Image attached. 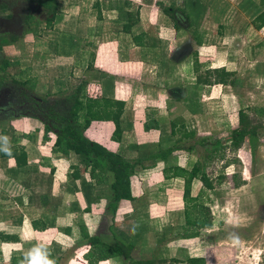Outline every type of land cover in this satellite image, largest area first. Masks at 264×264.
<instances>
[{
  "label": "rangeland",
  "instance_id": "374dc122",
  "mask_svg": "<svg viewBox=\"0 0 264 264\" xmlns=\"http://www.w3.org/2000/svg\"><path fill=\"white\" fill-rule=\"evenodd\" d=\"M30 1L38 13L28 18V28L23 34L9 35L13 41L6 44L5 54L9 62L6 75L21 82L30 80L31 86L35 83V94L45 99L49 98L50 94L59 93L54 89L55 84L51 85L52 79L46 70L47 66L56 63L55 60L46 61L49 57L48 45L63 31L64 23L59 20L66 14L70 27L74 17L79 16V12H85L87 3H81L82 10L80 7L65 5L69 0H58L57 17L53 21V27H50L48 18L53 15L48 11L43 15L40 8L41 2L44 4L48 0ZM162 1L168 6L185 8L192 22L196 20V24L188 27L180 25L178 29L176 20L164 12L160 4ZM234 1L204 0L208 7L204 10L202 6L198 11L195 6L189 7L190 9L186 6L189 0H146L140 6L131 4L134 12L139 7V15L143 14V22L140 21L138 29L150 30L155 40L159 41V46L146 56V61L137 64L138 66L131 64L126 72L133 95L131 109L135 115L131 125L125 120L123 130L125 128V131L129 132L130 145H135L139 140L158 138V132H144L145 123L158 118L170 132L171 120L174 119L179 128L181 123H184L187 130L195 131V136L181 138V142L185 141L187 146L201 138H206L213 144L216 140H223V158L215 154L207 160L206 165L208 174L214 179L215 187L206 190L198 179L194 180L192 185V194L202 193L203 201L209 204L213 227L203 230L202 234L195 238L183 237L186 232L183 227L184 183L175 178H164L162 172L157 171L162 167V163L154 167L155 171H144L134 177L136 199L123 201L114 218L105 213L110 192L105 184H95V196L103 200L92 204V211L84 214L82 206L88 205V201L78 185L81 180L73 179L71 175L78 168L80 175L90 178L89 170L79 164L76 154L73 158L54 152V135L50 134L48 139H44L46 130L36 117H20L0 122V151L19 146L24 147L28 155V164L18 168L12 156L4 157L0 152V232H16L22 239L21 243L0 241V264H12L11 253L12 256H19L24 249L33 250V240L39 242V257L35 260L34 256L20 255L27 258V264H48V256H60L59 264H86L81 259L86 248L73 250V246L82 239L79 227L81 223L86 224L91 234L101 232L107 235L109 241L114 240L109 226L117 229L130 224V229L137 228L139 232L135 236L137 247L133 254L134 259H185L188 256H202L206 258L205 264H264V127H260L256 154L252 153L247 142L235 150L230 146V141H227L231 130L239 124V112L242 108L254 122L264 125V113L259 112H264V27L262 30L255 29L253 17L244 15L238 8L239 5H230ZM248 1L250 2L243 0V3ZM95 12H91L93 17H89L87 10L85 18L87 24L97 28L101 20ZM105 16L108 18L110 13L106 11ZM180 21L182 25L186 24L183 20ZM118 27L121 29L120 25ZM197 27L204 33V44L200 46L192 38ZM103 40L104 47L99 46V52L103 55L104 64L110 66L111 43L107 38H97L95 43H102ZM43 42L44 45H39ZM186 42L193 45L191 54L173 58L175 50ZM77 43H80L79 40ZM75 46L65 43L62 49L77 50ZM195 51H198L202 63L200 73L205 74L208 68L224 67L233 72L229 82L206 84L196 88L197 73L193 67ZM161 54L170 64L169 74L164 73L165 67L161 69L155 64L160 60ZM158 69H161V76L157 72ZM69 70H65L66 76L74 84L80 82L84 76L92 75L91 71L86 72L84 75H78L77 79L75 74L71 76ZM91 84V90H101L100 85ZM176 88L182 91L177 93ZM138 95L142 99L137 101ZM190 96H196L197 101H187ZM92 128H89L88 135L93 139L95 131ZM179 128L175 139L181 137L182 131ZM101 143L107 146L106 142ZM110 149L117 151L114 147ZM204 155L206 148L198 146L188 155L183 153L179 156L178 164L190 169ZM221 174L225 177L219 182ZM74 192H79L82 206L77 199L80 210L70 215L71 220L61 221L59 216L62 213L53 214L52 207L60 205V210L65 208L70 211L72 200L69 196ZM79 214H82V217H79ZM45 216L51 218L49 222H53L57 227L45 232H29V228L34 227L33 223ZM73 223L79 224L75 227ZM71 225V235H64L61 230ZM26 238L30 240L27 241ZM32 261L36 262L29 263ZM129 263L122 257H114L106 264Z\"/></svg>",
  "mask_w": 264,
  "mask_h": 264
},
{
  "label": "trees",
  "instance_id": "16d2710c",
  "mask_svg": "<svg viewBox=\"0 0 264 264\" xmlns=\"http://www.w3.org/2000/svg\"><path fill=\"white\" fill-rule=\"evenodd\" d=\"M47 1V0H46ZM45 2V1H44ZM41 4L51 12L52 17L48 18V24L53 25V21L56 19V12L58 7L57 0H48L46 3ZM164 12L173 17V11L179 9L185 13L191 22V26L196 24L192 22L189 14L185 8H175L174 6H168L163 2H160ZM189 7L195 6L197 11L204 10L208 7L205 5L204 0H189ZM190 9V8H189ZM192 10L194 8H191ZM196 9H194L196 11ZM132 17V12H130ZM198 17V16H197ZM100 18V15L98 16ZM254 26L256 29L261 30L264 27V11L258 13L254 18ZM132 25V21L127 23V27ZM176 27L180 29V25L176 22ZM193 41L197 45L204 44V33L200 32L199 27L196 28L192 35ZM135 42L140 45H145L151 48H157L159 46L156 38L152 34L143 40L141 36H135ZM160 40V39H159ZM145 43V44H143ZM162 55V54H161ZM193 67L197 73V81L195 87L203 86L212 83L227 84L229 78L233 72L227 70L224 67L220 68H208L205 74L200 73L202 63L199 59L198 51H195ZM9 64V62H8ZM7 64V65H8ZM158 65L161 69L164 67V73H170V64L167 63V59L164 55L161 56L158 61ZM103 79V90H91V82L89 80H81L78 83H72L70 80H66L62 83V87L58 89V94L51 95L49 98H43L45 104L43 108L44 119H37L43 123L46 130L45 138L48 139L50 134L54 135L53 151L62 153L65 155L76 154L79 158L80 165H83L85 169L89 170L90 178H86L79 174L77 169L72 173L73 179H80L81 189L84 191L86 199L88 201L87 211H90L91 205L98 203L100 198L95 196L94 190L97 185H108L109 194L108 202L105 207V213L111 215L113 218L117 215L121 203L123 201H135V195L133 193V177L140 168L155 167L159 161L164 162L165 166L162 169L164 178L181 177L184 180V192L183 200L185 202V224L183 227L184 238H195L200 236L203 230H207L213 227V216L211 208L207 202L203 201V195H193L192 185L195 179H199L204 189H213L215 187L214 179L210 177L206 170L207 160L218 154L219 157L224 156L225 145L223 140H216L213 144L206 138L198 139L196 143L186 145V142L181 138H189L195 136V131L187 130L184 123H181V127H178V122L173 120L171 122L172 128L169 132L164 125L160 124L158 119L150 120L145 123L146 130L160 129L162 134L159 141V148L157 151L147 152L139 157L132 158L120 150H111L105 144L92 139L88 135V130L94 121H113L115 124V130L112 134V139L120 141L123 134V125L121 123L122 115L125 111L126 102L124 100L115 99L110 95L114 89V80L111 77L105 76ZM26 82H30L27 80ZM35 83L32 84L34 89ZM92 85V84H91ZM96 92V93H95ZM197 101L196 96H190L187 101ZM260 113H264L263 110H259ZM260 127L264 125L260 122H254L248 115L244 108L239 112V124L233 128L229 134L228 140L232 149L240 148L244 143H248L250 150L253 154H256V149L259 143ZM180 129L181 137L174 138ZM171 142V145L169 143ZM211 145H213L211 147ZM198 146L206 148V155L199 159L189 169L178 164L179 156L183 153L188 155L191 150ZM19 147V146H18ZM6 148L1 150V155L4 157H13L15 159L18 168H23L28 164V155L24 147L19 148ZM229 163V162H228ZM224 175L221 174L219 182L224 179ZM41 222L35 221L33 223L35 228L42 227L46 229L47 223L43 221L42 226H39ZM130 225V224H129ZM123 226L120 228L110 227V232L113 233L114 240L109 241L107 235H103L101 232L90 233L85 223L79 225L81 230L82 239L79 240L73 250L79 248H86L82 254V262L86 264H106L107 261L114 257H122L128 260L129 264H205L206 258L202 256H188L185 259L177 257H147L134 259L133 254L137 247L136 234L137 228H131L130 226ZM70 232V229L67 230ZM18 238L10 234L0 232V241H16ZM37 254L34 259L38 258ZM79 259L80 257L77 256ZM27 258L21 256H12V264H20ZM48 260L59 264L61 260L60 256L47 257Z\"/></svg>",
  "mask_w": 264,
  "mask_h": 264
},
{
  "label": "crops",
  "instance_id": "0c3cea01",
  "mask_svg": "<svg viewBox=\"0 0 264 264\" xmlns=\"http://www.w3.org/2000/svg\"><path fill=\"white\" fill-rule=\"evenodd\" d=\"M145 1L135 0V2H131L130 0H69L68 4L65 3V5L72 6L73 8L80 7L82 10H83V7H81V3H87V8H85V12L88 10L90 13L89 17H93V14H91V12L94 13L96 10L95 13L97 14V17L100 15L99 20L101 21L98 22L97 28L91 24H87L86 22L87 19L85 18V12H79V16L74 17L73 19L74 21L72 22L70 27L68 26V22H67L68 18L66 14H65V17H63V19L61 18L62 19L61 21L59 20V22L64 23V28H63V31L58 36H56L50 41L48 45L49 49H47V51L49 52V57L46 59L47 62L51 60L56 61V63L50 64L49 66H47L48 63L46 62L47 63L46 65L47 73L52 79L51 85L55 84L54 89L56 88V90L58 91V89L62 87V83L66 80H69V78L66 76V73H65L66 69H70L69 72L71 76L72 74L73 75L75 74L77 79H78L77 77L78 75L80 74L84 75V73L91 71L92 75L90 77L84 76L82 80L85 79V80H89L91 83L98 84V86L99 85L101 86L102 90H103V81H104L103 79L106 78L105 76L111 77L114 80L115 85L110 95H112L115 99L124 100L126 102L125 111L121 118V123L122 125H124L125 120H127L128 121L127 123L131 125L133 123V117H134L133 115L135 114L133 112V109H131L130 102L133 101V98H132L133 95L131 94V90H130L131 88L129 87L130 82L128 81V76L126 75V72L128 71V68L131 64H133L134 66L137 64H141V62L146 61V56L148 54L150 55V52H153L156 50V48L154 49L151 47H147L145 45H140L139 43L135 42V39H134L135 36H141L143 37V40L146 41V38L152 34L150 30H139L138 29L140 25V21L142 20L143 14L139 15V7L138 9H136L135 12L133 8L131 7L134 4L135 5L137 4L140 6V4H144ZM155 1H161V0H155ZM230 5H237V6L239 5L238 8L241 10V12L244 15L247 14L250 17H253V19L258 15V13L264 11V0H250V2L248 1L246 3H243V0H235L233 4H230ZM247 5H250V7H246ZM106 11L107 13H110V16L108 18L105 16ZM130 12H132V17L130 16L131 14ZM129 21H132V25L130 27H127V23ZM119 25L121 29L118 27ZM50 27H53V25ZM97 38H104V39L107 38L108 42L111 43L110 45L111 47L110 48V51H111L110 52V61H111L110 66L109 65L107 66V64H104L103 55H101V52H99L100 50L99 46L104 47L105 40H103L102 43L101 42L95 43V40ZM77 40H79L80 42L79 44L77 43ZM65 43L70 44L71 46L76 45L75 47L77 48V50L76 49L73 51L63 50L62 46ZM39 45H44V42L43 44H39ZM100 62H103V64ZM155 64L158 65V63H155ZM160 70L161 69L157 70L159 74H160ZM36 71L37 70H35V72ZM70 82L72 81L70 80ZM141 99L142 97L138 95L137 101ZM155 119H158V118H155ZM173 120L174 119H172L171 122ZM159 121L161 124L162 120H159ZM101 127H104V128H101ZM91 128L94 129L95 131V134H93L94 140H97L103 143L106 142L108 147L110 148L114 147V149L116 148V150H120L122 153L132 158L139 157L142 154H145L147 152L157 151L159 148V141H160L161 133H162L160 129L153 128V129L146 130L144 128V132H156V133L158 132L159 133L158 138H154V139L144 138L145 140L143 141L139 140L137 144L130 145V140L128 139L129 132H126L125 128L123 130V134H122L120 141L112 139V134L115 130V124L113 121H94L90 129ZM90 129H89V133H90ZM73 155L74 154H69V156H72L73 158H75L76 155L74 156ZM160 163H162V167L158 170L156 169L158 172H162V169L165 166L164 162L159 161L157 165L155 166V168L158 167ZM155 168L154 167L149 168V169L140 168L135 174V176H137V174L141 172L148 171V170L153 172L155 171L154 170ZM134 177H133V180H134ZM173 178H175V180L179 182L184 183V180L181 177H172V179ZM182 183L179 184L181 185V187H182ZM78 185L81 186V184H78ZM96 190H97V187L95 188L94 193ZM133 193L134 195H136L134 192V182H133ZM71 194H72L71 195L72 197L69 196V199L72 200L71 202L72 209H70V211L65 208H61L62 210H60V207H61L60 205H54L52 207L53 214H56V213L59 214L60 212L62 213L61 216H59L61 221H64V220L66 221L67 219L71 220L70 215L73 212L80 210V208L78 207L79 204L82 206L81 201H80L81 197L79 196L80 195L79 192L77 193L74 192ZM77 199L79 201V204L77 203ZM102 200L103 199H101V201ZM87 206L88 205L82 206L84 214L90 213L92 211V209L90 211L85 210ZM65 212L67 214H65ZM78 216L82 217V214H79ZM19 220L20 222H22L21 218ZM50 220L51 218H48V216L37 219V221L41 222L39 223L40 226H42L43 221H44L45 223H47L48 227L46 229H43L42 227H38V228L33 227L31 229L29 228V232L30 231L31 232L32 231L45 232L46 230L57 227V225L55 226L53 222H49ZM78 224L79 223H73L75 227ZM27 228L25 230L26 236L28 233ZM68 229H70V232H67ZM61 231L64 232V235H71L72 225L64 227ZM7 234L16 236L18 239L16 241L10 240V241H2V242H7V243H21L22 242V239H20V236L18 233L7 232ZM26 239H28L27 241L30 240L29 238H26ZM33 241L35 243L34 244L35 248L31 251H26V249H24L22 250L23 252L20 255L36 256L38 254L37 248H38L39 242L36 240H33ZM12 254L13 253H11L10 255L11 257H12ZM1 258H2V252L0 250V260H2ZM39 260L40 259H38V261ZM35 262L36 261H32L29 263H35ZM20 264H27V261L26 260L22 261L20 262Z\"/></svg>",
  "mask_w": 264,
  "mask_h": 264
},
{
  "label": "flooded vegetation",
  "instance_id": "af4514ba",
  "mask_svg": "<svg viewBox=\"0 0 264 264\" xmlns=\"http://www.w3.org/2000/svg\"><path fill=\"white\" fill-rule=\"evenodd\" d=\"M40 8L43 10V15L47 13L45 11L48 9L42 4ZM37 13V9L30 0H0V122L20 117L44 119L45 102L43 98L35 94L33 87L26 82L27 80L21 82L6 75L9 67L5 54L6 44L13 41L9 35L23 34L28 28V18ZM182 15L183 13L177 9L173 11V18L179 25L184 27L191 25L190 20L186 21L188 17ZM180 20L186 24L182 25ZM184 49H180L175 58H178L179 53ZM180 91L182 90H175L177 93Z\"/></svg>",
  "mask_w": 264,
  "mask_h": 264
},
{
  "label": "water",
  "instance_id": "95a60500",
  "mask_svg": "<svg viewBox=\"0 0 264 264\" xmlns=\"http://www.w3.org/2000/svg\"><path fill=\"white\" fill-rule=\"evenodd\" d=\"M181 13H183V12H181ZM185 15V13H183V15L182 16H184ZM186 16V15H185ZM187 18V17H186ZM189 20V18H187L186 19V21H188ZM182 48H185L181 53H179V56H178V58H180V57H185V56H188L189 54H191V52L193 51V45L191 44V42H186V43H184L182 46H180V47H178L177 48V50H175V52L173 53V55H172V57L173 58H175V55H176V53L177 52H179L180 51V49H182ZM177 59V58H176ZM178 88H176L175 90H177ZM174 92V91H173Z\"/></svg>",
  "mask_w": 264,
  "mask_h": 264
},
{
  "label": "clouds",
  "instance_id": "9594fccd",
  "mask_svg": "<svg viewBox=\"0 0 264 264\" xmlns=\"http://www.w3.org/2000/svg\"><path fill=\"white\" fill-rule=\"evenodd\" d=\"M48 264H54V262H52V261H48Z\"/></svg>",
  "mask_w": 264,
  "mask_h": 264
}]
</instances>
